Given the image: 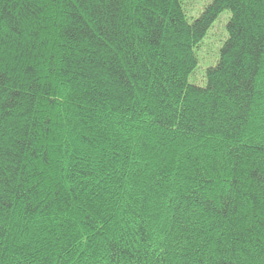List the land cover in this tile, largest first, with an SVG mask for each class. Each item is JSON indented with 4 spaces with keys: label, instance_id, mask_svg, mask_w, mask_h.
I'll return each mask as SVG.
<instances>
[{
    "label": "trees",
    "instance_id": "1",
    "mask_svg": "<svg viewBox=\"0 0 264 264\" xmlns=\"http://www.w3.org/2000/svg\"><path fill=\"white\" fill-rule=\"evenodd\" d=\"M180 1L0 0V264H264V0Z\"/></svg>",
    "mask_w": 264,
    "mask_h": 264
},
{
    "label": "rangeland",
    "instance_id": "2",
    "mask_svg": "<svg viewBox=\"0 0 264 264\" xmlns=\"http://www.w3.org/2000/svg\"><path fill=\"white\" fill-rule=\"evenodd\" d=\"M212 0H181L180 6L189 23L197 19ZM231 13L223 11L212 23L205 37L194 48L197 66L188 77V83L198 87L206 86V70L216 65L220 50L228 38L227 24Z\"/></svg>",
    "mask_w": 264,
    "mask_h": 264
}]
</instances>
